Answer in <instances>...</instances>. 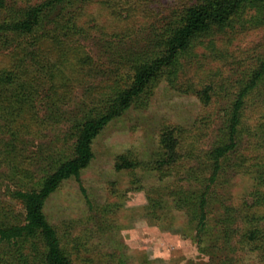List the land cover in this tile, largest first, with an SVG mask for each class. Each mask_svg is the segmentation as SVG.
Listing matches in <instances>:
<instances>
[{"label":"rangeland","instance_id":"obj_1","mask_svg":"<svg viewBox=\"0 0 264 264\" xmlns=\"http://www.w3.org/2000/svg\"><path fill=\"white\" fill-rule=\"evenodd\" d=\"M43 1L3 3L19 9ZM188 1L70 0L35 36L0 37V75L12 76L0 81V207L22 212L11 192L39 187L72 156L76 124L112 78L126 74L122 61L150 49L155 31ZM250 17L197 43L182 57L174 85L161 81L144 106L111 121L79 179L49 197L45 214L73 264H264L261 251H253L264 249V201L256 194L264 189L258 183L264 178V83L247 98L239 143L209 190L204 233L196 232L193 208L175 203L206 186V154L224 139L239 85L264 58V21ZM205 88L208 103L197 95ZM165 127L178 130L180 159L161 173L144 164L160 158ZM121 155L142 168L117 170ZM9 256H0V264L19 263Z\"/></svg>","mask_w":264,"mask_h":264},{"label":"trees","instance_id":"obj_2","mask_svg":"<svg viewBox=\"0 0 264 264\" xmlns=\"http://www.w3.org/2000/svg\"><path fill=\"white\" fill-rule=\"evenodd\" d=\"M66 2L70 0H44L24 8L8 9L3 0H0V10L7 7L6 14L0 18V37L7 33L35 36L43 29L45 20H50L52 11ZM247 14L251 15L250 21L263 22L264 0L188 1L173 20L165 22L155 31L154 43L150 49L128 54L121 63L127 68L126 74L117 73L107 85L98 104L76 124L72 156L58 162L54 170L42 179L39 187L11 192L12 198L22 205L21 213L0 207V256L10 254L13 262L17 260L18 264H73L55 226L45 214L44 208L49 197L65 181L79 179L81 172L94 158L95 139L111 121L134 106H144L161 81L174 85L182 57L191 53L203 38H210L244 22ZM11 78L10 74L0 75V81L5 83ZM263 83L264 58L256 63L239 85L226 113L224 139L206 154L210 168L205 180L206 186L198 193L189 196L180 194L175 199L177 207L193 208L195 211L196 232L199 236L204 233L207 225L209 190L222 170V160L239 143L246 100ZM197 95L204 103L210 100L206 88L198 91ZM158 144L162 150L160 158L144 165L162 173L177 165L180 159L178 130L165 127L159 135ZM115 167L117 170H133L142 168V165L137 160L121 155ZM258 183H264V178L260 177ZM256 194L259 201H264V189L256 191ZM246 207L251 209L254 205ZM249 216L255 218L253 213ZM255 229L251 230L248 238L253 242L257 239L253 233ZM223 230L225 233L229 231L226 225H223ZM256 249L261 251L257 255L259 261L264 262V249L260 245H256L253 251ZM227 261L221 260L219 264H227Z\"/></svg>","mask_w":264,"mask_h":264}]
</instances>
